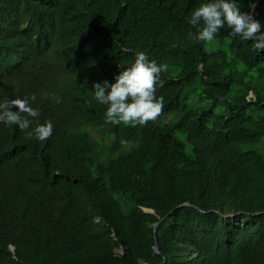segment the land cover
I'll list each match as a JSON object with an SVG mask.
<instances>
[{"label": "trees", "instance_id": "16d2710c", "mask_svg": "<svg viewBox=\"0 0 264 264\" xmlns=\"http://www.w3.org/2000/svg\"><path fill=\"white\" fill-rule=\"evenodd\" d=\"M204 2L0 0V99L53 125L0 124V264H264V51L227 25L189 39ZM140 51L166 65L162 116L105 123L92 86Z\"/></svg>", "mask_w": 264, "mask_h": 264}, {"label": "clouds", "instance_id": "9594fccd", "mask_svg": "<svg viewBox=\"0 0 264 264\" xmlns=\"http://www.w3.org/2000/svg\"><path fill=\"white\" fill-rule=\"evenodd\" d=\"M256 2L252 0L250 9L254 10ZM188 22L196 29L195 34L189 32V39L195 35L197 41L211 42L227 25L230 35L252 41L254 50L264 51L261 23L254 19L251 12L242 11L237 0H207L191 12ZM166 70V65L158 64L140 51L135 54L134 61L115 77V83H94V99L106 106L105 123L145 126L148 122H156L162 116L164 107V98L157 97L156 86L163 87L160 77ZM30 99L35 101L36 96L0 99V124L17 125L27 132L32 126L30 118L39 116V111L30 106ZM52 131L51 121H45L37 123L27 135L43 141L50 138ZM126 143V140H121V144Z\"/></svg>", "mask_w": 264, "mask_h": 264}, {"label": "rangeland", "instance_id": "374dc122", "mask_svg": "<svg viewBox=\"0 0 264 264\" xmlns=\"http://www.w3.org/2000/svg\"><path fill=\"white\" fill-rule=\"evenodd\" d=\"M93 138L94 140L98 141L101 144H105L108 141L107 137L105 136L100 137V136L93 135ZM109 196L113 204L116 206L118 213H120L121 215L125 214L127 210V205H126L124 196L116 192L110 193Z\"/></svg>", "mask_w": 264, "mask_h": 264}, {"label": "water", "instance_id": "95a60500", "mask_svg": "<svg viewBox=\"0 0 264 264\" xmlns=\"http://www.w3.org/2000/svg\"><path fill=\"white\" fill-rule=\"evenodd\" d=\"M189 206V204L188 203H184V204H182L181 206ZM180 207V206H179ZM157 224L158 223H156V224H154L153 225V231H154V233H155V228H156V226H157ZM10 250H11V252H14V247H11L10 248ZM154 251L158 254L159 252H158V249H157V247H156V245L154 246ZM121 253H122V250L120 251Z\"/></svg>", "mask_w": 264, "mask_h": 264}, {"label": "bare ground", "instance_id": "6f19581e", "mask_svg": "<svg viewBox=\"0 0 264 264\" xmlns=\"http://www.w3.org/2000/svg\"><path fill=\"white\" fill-rule=\"evenodd\" d=\"M225 259V258H224Z\"/></svg>", "mask_w": 264, "mask_h": 264}]
</instances>
